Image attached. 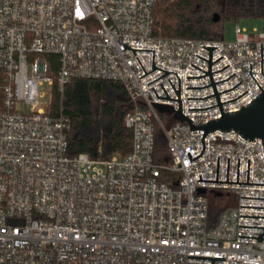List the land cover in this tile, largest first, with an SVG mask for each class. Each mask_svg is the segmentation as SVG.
<instances>
[{
    "label": "built area",
    "instance_id": "built-area-1",
    "mask_svg": "<svg viewBox=\"0 0 264 264\" xmlns=\"http://www.w3.org/2000/svg\"><path fill=\"white\" fill-rule=\"evenodd\" d=\"M160 0H0V264H212L203 255L225 257L214 264H264V182L262 138L252 141L231 132L190 129L174 112L153 102L172 104L179 89L182 111L193 123L222 115L208 70L212 71L224 111H235L264 90V31L237 26L235 41L224 38L160 37L154 34ZM172 70L164 76L165 70ZM263 42V72L261 69ZM47 54L59 55L58 88L74 77L120 82L130 98L125 124L133 142L126 155L68 153L70 118L51 114L55 76ZM142 62L146 71L145 74ZM250 62L252 64L250 73ZM177 72V74H176ZM144 76L140 77L141 75ZM154 80V81H152ZM152 81V82H150ZM148 82H150L148 84ZM153 101V102H149ZM28 104L25 110L18 104ZM174 109V110H176ZM167 139L171 163L155 159L158 131ZM171 171L175 175H167ZM206 188V192H200ZM228 191L236 204L215 227L207 226L208 192Z\"/></svg>",
    "mask_w": 264,
    "mask_h": 264
},
{
    "label": "trees",
    "instance_id": "trees-1",
    "mask_svg": "<svg viewBox=\"0 0 264 264\" xmlns=\"http://www.w3.org/2000/svg\"><path fill=\"white\" fill-rule=\"evenodd\" d=\"M196 0H160L155 6L154 34L160 37H194V38H223L218 37L215 31L222 32L223 17L214 20L207 15L208 5L215 0H201L203 9L194 8ZM217 29V30H216ZM51 62V72L55 76L51 114H65L70 118V128L67 130L68 153L77 155L87 152L96 156L98 149L102 147L103 157L113 155H126L132 148V131L126 126L124 118L130 110V98L120 82L89 78L74 77L64 87L58 88L56 72L59 67V55L47 54ZM3 72L0 70V105L3 99ZM118 90L124 93V97L111 92ZM114 92V91H113ZM94 131L97 135H94ZM161 131V130H159ZM158 131V132H159ZM163 132L158 133L155 149V159L159 163H171L172 159L167 146L163 143ZM167 175H175L171 171H165ZM210 208L207 219L209 228L215 227L221 214L228 207L229 199L236 197L224 191L208 192Z\"/></svg>",
    "mask_w": 264,
    "mask_h": 264
},
{
    "label": "water",
    "instance_id": "water-1",
    "mask_svg": "<svg viewBox=\"0 0 264 264\" xmlns=\"http://www.w3.org/2000/svg\"><path fill=\"white\" fill-rule=\"evenodd\" d=\"M219 19H220V14L216 12L214 14V20H219ZM124 44H125L126 47H129V48L133 49L134 52H135L136 49L153 50L152 70H154L156 68H160V69H163V70L166 71V73H164L161 76L155 78L154 80L164 76L165 74H167L169 72H175V71L167 70V69H164V68H161V67H158L157 65H155V63H154V51H155V49L133 48L130 45H128L127 43H125V42H124ZM202 46L210 49V51H209V59H207V58H205V57H203V56H201L199 54H196V55H198V56H200V57H202V58H204V59L209 61L208 70H206V69H204V68H202V67H200V66H198V65H196L194 63H192V65H194V66L206 71V73L202 74V75H187V77H200V76H204V75L209 74L212 83H209V84H206V85H203V86H187V88H202V87H205V86L213 84V88H214L215 93L207 95V96H204V97H188V98H205V97H208V96L216 94L218 103L213 104V105L208 106V107H189V109H206V108H209V107H212V106H215V105H219L222 115L220 117L210 119L207 122H200V123H197V124L193 123V119H191L189 116L184 114L183 111H182V100L180 98V77L177 74V72H176V74L178 76L179 89L175 88V86L172 83L170 78H169V81L171 82L172 86L174 87V89H175L176 93L178 94L179 98L170 97V95L168 94L167 90L165 89V87H164V85L162 83H161V85L163 86L165 92L167 93V96L158 95L156 89L154 87H153V89L156 92L158 97L178 100L179 101V109H176L172 104L153 102V101H149V102H153L154 105H156L157 109L160 112H166V111L174 112V116L176 117V119H178L180 121L189 122L191 130H194V129H202V130H204V133H203V136H202L203 149L200 152V154H198L195 157H192L190 151H188L187 153H188L190 159H194L196 157H199L203 153V151L205 149V146H206L205 145V139H204L206 134H208L210 132H215L217 130H220V131H234V132L239 133V134L243 135L244 137H246V138H248V139H250L252 141L256 140L255 137H260V138H262V142H263V146H264V90H263V88L261 87V85L259 84V82L257 81V79L254 77V75L251 72V69H252L251 62H250V66H251L250 73L252 74V76L257 81V83L259 84V86L262 88L263 91L261 93H259L255 98H253L251 100V102H249L246 105H243L240 109H237L235 111L231 110V111L225 112L224 108L222 106V103H225V102H228L230 100L236 99V98H238L239 96H241L243 93H245L248 90L244 91L243 93H241L240 95H238L235 98H232V99H229V100L221 102L219 93L227 91V90H230V89H233L235 86H237L242 81H240L239 83H237L235 86H233L231 88H228V89H225V90H222V91L218 92L217 87H216V83L220 82V81H223V80H227L228 78L233 76L235 74V72L232 75H230L229 77L215 82L212 73L216 72V71L223 70L225 67H227L230 64H227L226 66H224L221 69L212 71V63H214L215 61L220 59L223 55H221L220 57H218L217 59L212 61L213 49L215 47H217V46L216 45H202ZM137 58L139 59L138 56H137ZM139 61H140V59H139ZM140 63L143 66L141 61H140ZM143 68H144V66H143ZM261 69H262V72H263V42H261ZM144 70L146 71L145 68H144ZM152 70H150V71H152ZM150 71H148V72L146 71L145 74L149 73ZM145 74L141 75L140 77L144 76ZM263 74H264V72H263ZM154 80H152V81H154ZM152 81H150V82H152ZM150 82H148V84ZM174 109H176V110H174ZM219 159H220V156H218V161H217V177H216V179H202V175L200 174V178L198 180L264 184V182H249L250 158L248 159L247 181H239L240 157H238L237 181L229 180L230 156H228L227 180L218 179ZM200 192L205 193L206 192V188H201ZM218 194L221 195L222 192H218ZM241 197L264 198V197H259V196H244V195H242ZM241 206L264 207V206H257V205H241ZM240 215L241 216L264 217V215H254V214H240ZM240 226L264 227L262 225H248V224H240ZM239 236H242V237H257L258 240L264 241V228H263V233H259V235H243V234H239ZM187 257L211 258L212 259V264H214V259H224L225 260V257H217V256L188 255ZM244 264H255V262H244Z\"/></svg>",
    "mask_w": 264,
    "mask_h": 264
},
{
    "label": "rangeland",
    "instance_id": "rangeland-1",
    "mask_svg": "<svg viewBox=\"0 0 264 264\" xmlns=\"http://www.w3.org/2000/svg\"><path fill=\"white\" fill-rule=\"evenodd\" d=\"M201 3V0L195 1V10L200 11L203 9ZM224 3L226 2H223L221 0H215L213 3L211 2L210 5H208L209 9L206 10L207 15L213 16V13L217 12L220 14V17L224 16L222 24H219V27L222 26V32H220L219 29H216L217 31H215V34L218 37H220L222 33L225 41H235L237 38V26L245 28L249 33H259L264 31V19L262 17L253 15H229L226 13V11L229 9L228 4L225 5ZM111 92L122 97L125 96L122 91L112 89ZM18 107H23L25 110H28L30 108V105L20 103L18 104ZM160 132L162 131H159L158 133ZM93 134L97 135V132L94 131ZM163 143L165 146H167V139L164 136ZM228 202L229 204L234 205L235 199L231 197Z\"/></svg>",
    "mask_w": 264,
    "mask_h": 264
},
{
    "label": "flooded vegetation",
    "instance_id": "flooded-vegetation-1",
    "mask_svg": "<svg viewBox=\"0 0 264 264\" xmlns=\"http://www.w3.org/2000/svg\"><path fill=\"white\" fill-rule=\"evenodd\" d=\"M229 9V15H253L264 19V0H221Z\"/></svg>",
    "mask_w": 264,
    "mask_h": 264
},
{
    "label": "bare ground",
    "instance_id": "bare-ground-1",
    "mask_svg": "<svg viewBox=\"0 0 264 264\" xmlns=\"http://www.w3.org/2000/svg\"><path fill=\"white\" fill-rule=\"evenodd\" d=\"M217 131H219V132H231V131H220V130H217Z\"/></svg>",
    "mask_w": 264,
    "mask_h": 264
}]
</instances>
